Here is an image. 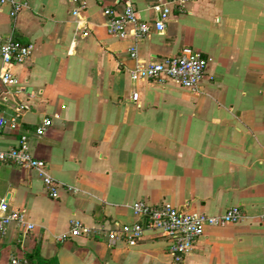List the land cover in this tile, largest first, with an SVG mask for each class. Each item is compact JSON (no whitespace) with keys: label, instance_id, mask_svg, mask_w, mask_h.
<instances>
[{"label":"crops","instance_id":"obj_1","mask_svg":"<svg viewBox=\"0 0 264 264\" xmlns=\"http://www.w3.org/2000/svg\"><path fill=\"white\" fill-rule=\"evenodd\" d=\"M26 1L16 18L0 4V35L34 46L12 69L17 84L0 85V114L20 125L1 135L0 151L26 136L59 198L37 171L0 162V204L11 195L10 210L26 221L0 241V264H264V0ZM128 3L143 22L160 18L154 7L170 8L166 30L137 41L129 24L126 38L110 35L104 9ZM184 49L208 60L196 91L132 81L138 62ZM45 119L52 126L38 136ZM138 201L210 216L239 206L244 217L207 227L177 263L157 235L108 240L107 230L136 221ZM73 221L91 235L71 236Z\"/></svg>","mask_w":264,"mask_h":264},{"label":"built area","instance_id":"obj_2","mask_svg":"<svg viewBox=\"0 0 264 264\" xmlns=\"http://www.w3.org/2000/svg\"><path fill=\"white\" fill-rule=\"evenodd\" d=\"M75 3L78 0H73ZM169 2V0H167ZM1 5L11 7L10 15L16 18L22 9L27 7L26 0H0ZM163 7V8H162ZM83 8V7H82ZM78 8L73 14L78 15ZM154 10L160 14L155 22H143L137 17L134 7L128 3L122 13H116L113 8H105L104 13L109 18L108 33L124 39L128 36L127 25H133V35L137 41H143L152 32L163 33L166 30L165 22L171 14V9L165 6H156ZM85 36L87 33L84 34ZM32 44H23L15 39L14 35H0V85L13 87L17 79L12 69L29 60L33 54ZM131 59L137 61L138 53L131 49ZM208 60L200 53L191 49H184L179 55L166 57L148 63L138 62L131 70V79L140 81H167L176 82L181 88L196 91L206 76ZM139 94L133 92L132 101H138ZM52 121L45 119L36 128L35 133L43 136L51 128ZM20 125L16 117H6L0 114V137L9 129L17 131ZM27 137L23 136L20 145L7 151H0V162H11L21 168L37 171L47 187L50 197L59 198L58 183L49 174L46 162L35 158L26 146ZM136 219L134 223L123 224L117 228L107 230L110 243L117 240L135 243L148 235H157L167 243L169 253L175 262L183 261L191 255L195 245L203 236L207 227H225L238 224L243 220V211L239 206L232 207L224 215L210 216L205 213H196L186 208H178L167 203L148 204L138 201L132 206ZM12 224L20 227L26 225L21 211L10 210L5 201L0 204V241L7 236ZM28 230L33 228L27 225ZM92 229L80 221L71 223V236H89ZM11 264H30L25 258L13 257Z\"/></svg>","mask_w":264,"mask_h":264},{"label":"water","instance_id":"obj_3","mask_svg":"<svg viewBox=\"0 0 264 264\" xmlns=\"http://www.w3.org/2000/svg\"><path fill=\"white\" fill-rule=\"evenodd\" d=\"M11 195H8V197L5 200V203L9 204V199H10Z\"/></svg>","mask_w":264,"mask_h":264}]
</instances>
